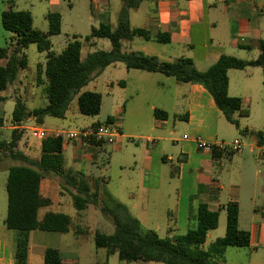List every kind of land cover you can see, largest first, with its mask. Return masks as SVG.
Returning a JSON list of instances; mask_svg holds the SVG:
<instances>
[{
  "label": "crops",
  "instance_id": "1",
  "mask_svg": "<svg viewBox=\"0 0 264 264\" xmlns=\"http://www.w3.org/2000/svg\"><path fill=\"white\" fill-rule=\"evenodd\" d=\"M63 1L65 0H48L53 8L48 13L56 12L61 15V30L63 17L60 8ZM72 4V0H69V5L72 6ZM119 4L122 7V0ZM120 6L118 8H121ZM90 8L92 15L87 16L89 20L88 34H90L92 27H98L102 22H109L113 26L111 0H90ZM28 10L31 11L33 16L32 10ZM129 17L132 28L147 30L152 38L145 39L141 36H134L132 39H123L121 43L124 52L139 51L146 55L156 56L164 61H173L179 57H189L192 58L195 67L199 71L207 70L222 54L232 55L245 60L256 59L261 51L260 44L264 41V0H143L137 8L130 10ZM47 30L45 29L44 31ZM79 35L80 33H73V37H78ZM137 37L145 41L141 43L140 47L134 45ZM161 37H168L169 41L163 42L160 40ZM104 39L106 38L86 39L84 43L87 46L85 56L98 50L96 49L97 44ZM50 42L52 50L51 39ZM150 42L157 43V46L149 44ZM81 44L82 57H85L83 55V43L81 42ZM106 45L107 47L104 50H110L111 42ZM64 49L65 47L62 51ZM244 51L248 53V57H243L247 56ZM5 62V58H0V64ZM45 62L46 59L37 64L35 89L31 90L33 94L39 91L38 86L41 84H43L44 91L45 81L40 76V73L43 71ZM118 72L123 76L119 81L121 87L127 92V101L130 99L135 101L132 106L133 118L136 115L138 116L141 110L140 97L147 100L146 104L151 110L155 111L158 109L164 113H161L159 117L153 114L150 127L153 135L142 136L145 139V144L136 146L137 149L143 148L144 150L141 158L137 156L134 150L131 160L128 158V161L123 160V163H119L121 171L119 176L126 179L127 187L130 181L132 183L135 180L137 181L136 186L140 189V196L143 197L140 202L141 206L138 207L137 203H133L130 207L122 197L109 193L124 203L131 214L137 210L140 213L139 216L132 215L142 220V218L145 219L147 217L146 214L152 208L150 200L152 199L153 203L156 200L154 193L165 192L169 185H174L176 187L175 201L170 204L164 201L167 204L160 208V215L167 219L166 223L164 225H160L158 222L153 223V229L159 235L160 230H164V237L176 233H184L188 230L190 226V209L194 215H197L202 208L219 210V227L222 223V214L224 212L227 214V207L229 205H237L239 208V227L250 232V244L242 247L227 246L221 254L213 255V259L219 264H254V252L258 249H264V201L263 204H258L257 190L254 189L249 200V214H246V220L243 223L244 204L242 202L241 185L239 182H232L226 195L224 193L226 183L223 179V161L225 159L229 158L234 162V155L238 154L236 161L240 162V164L232 169L235 174L237 171L240 173L244 169L245 164L243 163V167H241L242 162L247 158L249 159L250 156H247L241 149L235 154L222 153L221 157L214 159L212 152L199 149L195 140V137L199 135L208 142L220 141L218 139V128L223 115L210 92L201 84L181 82L172 76H166L160 72L128 68L122 62L108 65L99 75L110 73L115 76ZM99 75L84 86L82 91H94L89 85L97 81ZM228 77L229 94L240 97L242 109L248 110V115H250L252 113L251 102L255 98L258 101L263 99L264 70L259 66L230 69ZM110 80L111 85H114L117 77H111ZM20 97L26 107V111L30 112L33 110L27 107L26 100L21 95ZM6 98L7 96H0V104L3 105ZM39 98H41V94ZM38 121L36 116L28 113L26 118L20 123L14 122L12 119V123L9 126H6L5 122L0 124V135L7 130H11L12 134L14 130L21 133L22 137L17 143L18 150L34 162L41 160L42 151L40 149L42 140H38L37 143L30 142L29 145L24 146L22 143V132L25 129L26 131L30 130ZM41 121H45L44 118ZM96 124L103 123L92 121L90 125L81 130L90 131L97 127ZM113 124L118 128L120 137L117 144H111L112 149L121 152L124 139L131 137L121 131L119 126L122 124H119L115 118ZM238 128H241L240 124ZM181 131H187L189 135L185 133L181 135ZM255 132L259 131L248 127L247 131H245V134L250 136V140H248L249 152H253L257 144L264 143V133L261 131L262 136L260 137ZM3 140L9 141L10 139ZM222 140L225 141L224 137ZM107 144L84 141L82 137L64 140L65 168L81 172L74 166H78L83 153L85 158L92 163L101 162L104 165L106 162L109 163ZM128 147L127 145L125 148ZM67 151L70 153L73 166H66ZM174 160H176L177 164L174 165L173 170L165 173V165L168 163L173 165ZM260 163H264V160L257 157L252 164H246L248 168L252 165L253 168L251 169H253L252 172L256 178L262 177L264 179V168H262ZM15 165L26 164L17 163ZM10 167H8L6 172L7 178ZM42 173L40 193L42 197L49 198L51 202L49 205L40 208L39 218H42L47 212L53 211V205L56 203L59 209L55 210V212L66 213L61 211L62 208H65L68 204L70 205V200L65 198V193L67 192L72 199L71 192H75V188L67 184L60 175ZM84 177H86L85 174ZM105 178V175L104 177L92 176L95 189L96 187L100 188L102 182H107ZM262 191L264 195L263 182ZM171 193V191H168L167 195L171 197ZM136 195V192L130 190L128 197L135 198ZM7 208L8 196L6 194L4 214H2L3 220L0 223V264H16L14 253L17 232L9 229L5 224ZM218 227L208 231L203 245L204 250H208L211 243L222 237L217 234L210 240L212 233L217 231ZM58 233L61 232L41 230L30 232L28 264H34L35 251L44 261L45 250L50 247L45 245L41 246L40 249H36L35 242L37 240L38 242L45 240L46 237H49L48 235L57 237L59 236ZM233 247H240L241 249ZM54 248L59 249L61 252L59 247ZM228 251H234L233 253L236 254L234 259H228L226 256ZM61 255L64 263L79 264V260L75 257H65L62 252ZM240 256L242 257L241 261L238 259Z\"/></svg>",
  "mask_w": 264,
  "mask_h": 264
},
{
  "label": "trees",
  "instance_id": "2",
  "mask_svg": "<svg viewBox=\"0 0 264 264\" xmlns=\"http://www.w3.org/2000/svg\"><path fill=\"white\" fill-rule=\"evenodd\" d=\"M143 0H122L116 28L109 22H102L98 27H92L86 36L106 38L111 42L110 50H96L82 57V44L74 36L60 53L51 50L50 36L60 33L61 15L56 12L47 14L49 28L43 31L34 27L30 10L15 9L14 2L9 1V7L2 12L3 27L14 33L13 40L7 47L0 48V58L6 62L0 64V90H6L13 83L21 70L28 67L29 59L25 49L30 44H37L40 51H47L46 62L40 73L45 81L44 92L48 103L30 112L26 111L23 102L18 99L13 111V121L22 122L28 113L41 121L45 116L63 118L71 102L77 96L79 111L84 115L96 116L101 111L102 95L96 91H82L94 77L98 76L108 65L122 62L128 68L141 69L149 72H160L172 76L181 82H192L203 85L212 95L217 107L225 118L239 127L235 113L248 115V110L242 109L240 97L229 94L230 69H244L249 66H259L264 70V41L260 44V54L256 59L245 60L232 55L222 54L220 58L205 71H199L189 57H179L173 61L160 60L156 56L146 55L139 51H122V40L141 36L151 39L150 32L141 28H132L130 10L137 8ZM161 41H169L161 37ZM39 76V78H40ZM161 110H155L159 117ZM105 123H114L113 117H108ZM97 126L100 124H96ZM247 131V129L245 130ZM11 141L0 140V150L8 149L11 156L27 162L26 165H13L9 168L6 190L8 208L5 224L9 229L16 230L15 261L16 264H28L30 232L33 230L66 233L70 229L71 217L63 212L49 211L39 218L42 206L50 204L49 198L42 197L40 182L42 172L60 175L66 183L75 188L71 192L74 206L79 217L88 204L101 207L107 215L113 217L115 230L112 234L95 231L94 239L97 248H105L107 256L118 253L125 261H156L165 264H219L213 255L221 254L227 246H248L250 232L239 227V208L229 205L227 211L226 233L210 244L204 250L209 230L219 225V210L204 209L194 215L190 209V226L184 233H176L161 237L154 229H144L139 219L133 216L128 207L107 193V200L100 203V188L91 189L84 174L65 168L63 155L64 137L50 135L42 141L41 160L34 162L20 151H15L21 133L13 132ZM262 136V132H255ZM84 141H96L92 136L82 137ZM222 153L213 150L214 159ZM194 221V222H193ZM43 264H66L59 249L48 247L45 250Z\"/></svg>",
  "mask_w": 264,
  "mask_h": 264
},
{
  "label": "rangeland",
  "instance_id": "3",
  "mask_svg": "<svg viewBox=\"0 0 264 264\" xmlns=\"http://www.w3.org/2000/svg\"><path fill=\"white\" fill-rule=\"evenodd\" d=\"M9 1L14 2L15 9H31L34 16V25L36 28L45 30L49 28L48 19L46 17L47 13L50 9H53L48 2V0H0V48L7 47L11 43L14 37V33L6 30L2 25V12L9 7ZM71 1V0H70ZM119 2L121 0H111V8H112V27L116 28L118 23V15L121 8ZM72 6L69 5V0H65L62 3L61 14L63 17L62 20V30L59 34L53 35L50 37L52 41V51L59 53L62 51L66 45L74 40L73 33H80V35L76 38L80 42L83 43V55L85 56L87 51V46L84 44L86 42V36L89 34V20L87 16H91V8H90V0H72ZM121 7V6H120ZM93 21V20H92ZM48 27V28H47ZM143 41L142 38L137 37L134 45L137 47L141 45ZM110 42L106 39L100 41L96 49L104 50ZM153 46H157V43L150 42ZM109 47V45H108ZM123 51V50H122ZM25 52L29 59V65L25 70H21L18 78L10 85L6 90H0V96H7L4 100L3 105L0 104V124H4L9 126L12 123L13 119V111L16 107L17 100L20 99V95L26 100V105L29 109H34L38 107H43L47 104V97L43 91V84L38 86V92L33 94L32 89H35V81H36V72H37V64L38 62H43L46 59L47 51H39L37 44H30ZM248 57V53L244 51ZM253 57V56H252ZM111 77H117V80L114 85H111ZM123 77L120 72L113 76L110 73H103L97 77V81L90 83L89 87L96 92L101 93L102 95V105L101 111L96 116H89L82 114L78 109L77 96L73 99L68 109L67 115L63 118L54 117V116H45L44 120L41 122H37L35 126H39L49 131L53 130H81L90 123L100 122L105 123L108 117H113L118 123L122 124L119 126L121 131L125 134L130 135L131 138H125L123 143V150L121 152L112 149L111 144H107V149L109 151V163L106 162L104 165L101 162L92 163L91 161L85 158V154L83 153V157L81 161L78 163V166H74L76 169H79L83 174H85V178L87 182L90 184L92 190H95L93 186L92 176H103L105 175V179L107 182L101 183L99 200L102 204L107 200V193H114L119 197H122L125 203L131 207L133 203H137L138 207L141 206V201L143 197L140 195V189L136 186V180L134 183L131 181L128 183L124 177H120V168L119 163H123L125 160L129 158L131 160L132 153L135 150V153L139 158L143 155V148L137 149L136 146L145 144V139L142 136H147L152 134L151 120L155 111L151 110L146 102V99L140 97L141 101H139L142 106L141 110L136 115L135 118L132 117V106L135 101L128 100L127 101V92L121 87L120 79ZM21 82V83H20ZM17 86V87H16ZM40 92V93H39ZM41 94V98L39 95ZM262 100H257L255 98L251 102L252 113L250 115H244L236 113L235 117L238 120L241 128H238L235 124L229 122L225 116L223 115L220 119V124L218 128V139L222 141L224 137L225 141H232L235 138H238L242 141L243 147L242 150L247 156H250L242 162L244 165V169L239 173H233L232 169L238 167L240 162L236 161L238 158V154L234 155L235 161H231V159H225L223 161V179L226 183L225 194L227 195L230 189V184L232 182H239L241 185V195L242 202L244 204L243 211V219L244 223L246 220V214H249V206H250V196L254 192V189L257 190L258 194V204H263V191H262V182L264 183V179L262 177L256 178L253 174L251 168L247 167V164H252L254 160H256L257 149L255 148L253 152H249V144L248 140H250V136L245 134V130L248 128H252L256 131H262L264 133V85L262 87ZM116 126V125H115ZM189 135L187 131L182 132L183 134ZM156 135V133H154ZM23 135V145L27 146L29 143H37L39 139L32 137L31 131L26 129L22 132ZM12 136V137H11ZM22 137V136H21ZM13 138V134L11 130L5 131L2 135H0V139H11ZM67 140V139H64ZM43 141V140H42ZM131 144V145H130ZM18 145V144H17ZM128 148H125L126 146ZM18 146L15 147V151L18 150ZM41 151V149H40ZM124 160V161H123ZM128 161V160H127ZM233 162V165H232ZM17 163L27 164V162L16 159L11 156L10 151L8 149L0 150V223L3 220L2 214H4V204L6 200V172L8 167L15 165ZM247 163V164H246ZM177 162L174 160L173 165L166 164L164 169L165 173H168L170 170H173L174 165ZM262 168H264V163H260ZM66 166H73L72 160L70 157V153L67 151L66 153ZM233 173V175H232ZM176 186V185H175ZM175 188L174 185H169L165 192H159L158 194L155 192L154 197L156 200L154 203L152 199L150 200L152 208L146 214L147 217L145 219L139 220L142 227L144 229H153V223L158 222L160 225H164L167 219L162 217L160 208L167 203L169 204L172 201H175ZM133 190L136 192L135 198H129V191ZM171 191L172 195L169 197L167 192ZM107 192V193H106ZM65 198L70 200V205L62 208L61 211L66 212V214L71 217L70 229L66 233H58L59 236L53 237L48 235L49 237L45 240H38L35 242L36 249H40L41 246L49 245L50 247H59L63 256L69 258H76L79 260V264H165L163 262L156 261H144V260H136V261H125L119 258L118 253L111 254L107 256V251L105 248H97L95 245L94 234L95 231L99 230L106 234H112L115 230L113 217L111 215H107L101 210L100 205L96 206L93 204H88V206L84 209L83 215L79 217L77 214V210L73 204V200L69 196V194L65 193ZM157 208H159L157 210ZM59 209L57 207V203L53 205L52 210L55 211ZM133 215H138L139 212L136 210L132 213ZM221 225L218 227L217 231L213 232L210 240L217 234L219 236H223L226 231V222H227V214L224 212L221 217ZM77 229V232H76ZM163 229L160 230L161 237H164ZM53 234V233H50ZM235 249H239L240 247H233ZM241 249V248H240ZM243 250V249H242ZM234 251H228L227 257L228 259H234L235 253ZM241 254V253H240ZM254 264H264V249H258L254 252L253 255ZM239 261L242 260V257L238 258ZM44 261L37 254V251L34 253V264H42Z\"/></svg>",
  "mask_w": 264,
  "mask_h": 264
},
{
  "label": "built area",
  "instance_id": "4",
  "mask_svg": "<svg viewBox=\"0 0 264 264\" xmlns=\"http://www.w3.org/2000/svg\"><path fill=\"white\" fill-rule=\"evenodd\" d=\"M31 135L39 140H44L50 135L63 136L64 139L73 140L79 137L92 136L96 141H102L109 144H117L119 142L120 132L118 128L112 123H103L98 125L95 129L88 130H53L49 131L39 126H33L30 128ZM198 148L205 151L212 152L213 150H219L223 152H238L242 149L243 143L240 139L235 138L232 141H215L208 142L201 136H196ZM257 149L258 158L264 160V143H259L255 146Z\"/></svg>",
  "mask_w": 264,
  "mask_h": 264
}]
</instances>
